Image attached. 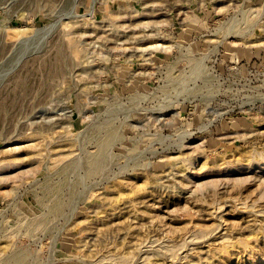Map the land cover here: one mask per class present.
Returning a JSON list of instances; mask_svg holds the SVG:
<instances>
[{"label": "rangeland", "instance_id": "1", "mask_svg": "<svg viewBox=\"0 0 264 264\" xmlns=\"http://www.w3.org/2000/svg\"><path fill=\"white\" fill-rule=\"evenodd\" d=\"M0 264H264V0H0Z\"/></svg>", "mask_w": 264, "mask_h": 264}, {"label": "bare ground", "instance_id": "2", "mask_svg": "<svg viewBox=\"0 0 264 264\" xmlns=\"http://www.w3.org/2000/svg\"><path fill=\"white\" fill-rule=\"evenodd\" d=\"M157 47H159V46H157ZM78 54H79V52H77V55H78ZM217 215H219V214H217ZM217 215H216V216H217ZM37 225H39V223H37ZM213 239H214V238H213Z\"/></svg>", "mask_w": 264, "mask_h": 264}]
</instances>
